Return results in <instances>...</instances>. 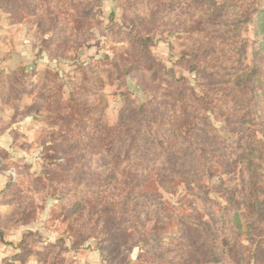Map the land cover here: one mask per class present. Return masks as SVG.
Here are the masks:
<instances>
[{
  "label": "trees",
  "instance_id": "1",
  "mask_svg": "<svg viewBox=\"0 0 264 264\" xmlns=\"http://www.w3.org/2000/svg\"><path fill=\"white\" fill-rule=\"evenodd\" d=\"M2 1L11 17L42 12L41 0ZM101 1L72 0L63 11L51 3L53 40L41 52L65 58L83 44L103 24L96 11ZM122 7L125 24L112 34L126 45L78 63L67 97L63 76L46 72L30 106L49 128L41 172L25 182L11 177L0 198L26 188L44 203L54 200L51 221L63 218L75 244L95 238L113 255L137 248L136 264L217 261L219 240L235 264H264V0H122ZM244 24L256 37L251 54ZM177 31L186 36L175 64L194 74V83L174 67L156 66V38ZM141 67L152 70L154 95L142 103L126 96L119 121L108 124L100 72L114 81ZM28 75L22 65L0 79L2 100L15 111ZM212 118L225 124L233 142L217 133ZM4 164L0 171L8 169ZM237 169L240 196L212 180ZM181 184L187 192L176 202L164 196L176 195ZM29 201L19 194L11 205L26 217ZM169 232L171 249L162 242ZM32 236H23V252Z\"/></svg>",
  "mask_w": 264,
  "mask_h": 264
},
{
  "label": "rangeland",
  "instance_id": "2",
  "mask_svg": "<svg viewBox=\"0 0 264 264\" xmlns=\"http://www.w3.org/2000/svg\"><path fill=\"white\" fill-rule=\"evenodd\" d=\"M0 3L5 11V3L2 0ZM51 3H55L61 11L75 5L72 0H41L39 7V10H42L41 13L28 15L24 18L9 16L12 22L18 24L17 44H13V39V48L3 54L0 48V79L4 74L10 73L22 65H25L29 72L28 90L19 100L17 111L3 102L0 91V165H3L5 161L9 164L8 169L0 171L2 175L0 188L11 177L19 178L25 182L31 176L41 172L42 140L49 128L40 120L34 119L30 106L38 99L46 72L57 71L63 76L66 81L65 97H67L70 89L69 80L76 75L78 63H87L94 57L112 56L115 47L126 45V42L116 40L117 35L112 34L113 31L125 24L122 0H102L96 11L103 24L92 27V35H89L83 44L69 49L65 58H52L48 51L41 52V49L53 40V31L50 29L47 18V11H49ZM63 27V29L69 30L71 25L66 22ZM185 36L186 34L181 31L158 36L152 51L156 66L163 64L174 67L177 75H185L194 83V74H190L175 64L182 55ZM242 36L248 39V54H251L256 45L252 25H243ZM8 38L7 35L3 38L6 44ZM8 59L11 60L10 63H5V60ZM100 76L105 82L101 94L108 102L105 121L110 125H115L119 121L120 109L126 96H132L137 103H142L150 99L155 92L152 70L145 67L134 70L126 77L114 81H110L108 73L105 71H101ZM212 122L222 138L230 142L235 140L222 121L212 118ZM5 151L8 153L6 154ZM24 163L30 164L29 170L25 168ZM241 177L242 174L237 169L220 176H213L212 180L216 184L222 183L224 188L229 191L237 188L236 195L240 196ZM221 189L218 192L219 197L224 193ZM186 192L185 185L181 184L176 195L164 192V196L172 202H176ZM19 194H28L34 200L33 204L31 201L27 202L26 207L29 209V214L26 217L11 205V202ZM19 194H9L0 198V226L4 230L3 240H0V264H30L31 261L37 262V264H136L139 251L137 248L132 252L122 248L119 254L113 255L105 247V244L95 238L75 244L68 232L67 222L63 218L51 221L50 213L54 200L44 203L40 201L38 194L26 188ZM196 203L203 211L202 201L197 198ZM29 231L33 233V236L29 240L28 250L23 252L20 242ZM170 235L169 232L162 237L164 246L169 249L174 247ZM217 257V261L200 260L197 264H235L229 257L227 245L222 240L217 242ZM241 264H247V262L244 261Z\"/></svg>",
  "mask_w": 264,
  "mask_h": 264
},
{
  "label": "crops",
  "instance_id": "3",
  "mask_svg": "<svg viewBox=\"0 0 264 264\" xmlns=\"http://www.w3.org/2000/svg\"><path fill=\"white\" fill-rule=\"evenodd\" d=\"M1 4V3H0ZM17 28H18V24L12 22L11 18H9V14L6 13L4 11V7L2 5H0V48L1 53L3 54L4 52H7V50L12 49L13 48V44H17L16 42V32H17ZM8 36V43L6 44V42L4 41V37ZM14 39V40H13ZM12 40H13V44H12ZM17 48V47H16ZM1 54V56H3ZM10 59H8L6 62L10 63ZM2 175L0 174V177ZM4 185L2 186V188H0V192L3 189ZM33 259V258H32ZM30 264H37V262L35 263L34 261H31Z\"/></svg>",
  "mask_w": 264,
  "mask_h": 264
}]
</instances>
